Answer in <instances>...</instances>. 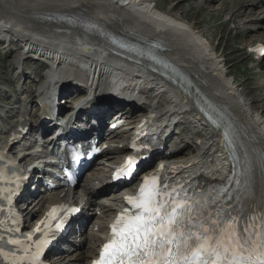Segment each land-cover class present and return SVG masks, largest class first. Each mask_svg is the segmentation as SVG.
I'll return each mask as SVG.
<instances>
[{"label": "bare ground", "instance_id": "bare-ground-1", "mask_svg": "<svg viewBox=\"0 0 264 264\" xmlns=\"http://www.w3.org/2000/svg\"><path fill=\"white\" fill-rule=\"evenodd\" d=\"M101 1L100 3H98V0H97V2L93 3L92 0H70V2L67 0V1H63V3L61 4H56V5L54 4L55 6H53V4L50 5L49 3L44 4L45 2L44 3L42 2L43 4H40L41 2L37 0V2L35 1V3H37L36 5L31 4V3L30 4L24 3L25 5L22 4L21 6L19 4H17V6H13V5L8 6L5 12L6 11H7L6 13L11 12V14H13L16 20H18L20 23L22 22L24 24V23L30 22L32 25H35L39 29L41 28L44 29V26H45L50 29L49 31H52L51 35L55 36L53 39L59 40L60 45H56L52 41L50 44L37 45L36 42L33 43L29 41L31 40V38H28L29 40L27 38H24V40L21 41V43H23L24 46L27 44V41L29 42V44H32L33 47H35L36 49L35 51L37 53H40L39 54L40 57H42L43 55H48L45 57L47 59H52V58H59V57H63L66 55H70L72 56L73 61H79L80 58L86 57L87 59H89L91 65H93L94 67L92 78H97L99 77V75L107 73L105 74L103 79L108 81L111 84L117 85V84H121V81L117 79L114 75H111L110 73L116 74V71H118L119 74L129 75L130 72L126 70L128 66L126 67V65H123V64H118V65L110 64L111 63L109 62L110 60L108 61L106 58L102 59V57L100 56L96 57L95 54L89 53L91 52V48H87L86 46H83V45H80L82 47H79L75 49L74 51L69 50L71 48L67 47L66 43H64L63 41L71 40L72 39L70 37L71 35H68L69 40L63 39L62 35L67 34L70 30L71 31L73 30L83 31V30L79 28L78 26L64 28L63 25L59 24V21H56V20H59L62 17H64V18H68L71 20H76L77 22H80L81 24H88V23L98 24L104 29V32L108 35L110 34L120 35L124 38L134 39L135 41H138V42L150 43L152 41H158L154 39L153 37V35H156L155 33L150 32V31L148 32V31L138 30L134 28L126 20L122 19V17H120L118 13L114 12L112 7L116 8L117 5L127 6V3L129 1L128 6L132 7L136 11L143 12L144 13L143 16L147 17L151 24L164 28L165 31H167V33L169 34V36L172 38L171 40L174 39L177 42V43L175 42L173 43L170 41L163 40L164 42H160V44L163 47H165L163 48L164 51L171 49L169 52H165V54L167 56H170L173 61L177 62V64H179V66H181L184 69V71L191 77V80H193V82L203 90L202 91L203 95L205 97H207V95L209 97H212L213 100L216 102V104H218L224 111L228 109L233 113L235 117H237V120H233V121H234L235 126L240 131L239 135L242 138V144L246 148L247 154L250 157V161L260 162L264 159L263 120H261L260 118L253 119V117H249L250 115L247 114L249 112H246L245 106L242 103L235 104V106L232 105L231 97L227 95V91L234 90L231 84L229 86L227 85L228 82L226 84L224 83V85H226L227 87L223 86L222 84H219L220 76L218 75L217 77L211 78L212 77L211 72L206 71V68L211 62V64H214V66L212 67L216 68L217 70L221 69V67H218L220 65L218 64L219 62L217 60H213L212 57L207 56L209 59L208 61L206 59L193 61L194 59L193 55L189 54V50L187 49V47H192V46L194 47V48H191L190 53H199V50L201 51L203 49L202 43L204 44V41H202V43L196 42L192 38V36L189 33H187L186 31L187 29L182 27L181 23H178L176 18L172 19L171 17H168L167 14H165L167 12L175 11L176 5L178 6V4L173 5L172 7L168 8L166 12L162 13L154 9L155 5L153 6L152 4L154 0H126L124 2H122L123 0H101ZM207 1L216 2V6L214 7H217L219 9H220V5L223 6L222 8H225L226 5L229 3V2L227 3L228 0H207ZM119 2H122V3H119ZM260 2L262 6L264 7V1L262 0H259L258 2H256V4L257 3L259 4ZM9 3H10V0H9ZM98 7H100V9L103 7L106 8L107 14L100 16L98 14V10H99ZM152 10L154 12H152ZM136 11H134V13H137ZM123 12H126V10L124 9ZM252 13H255L253 7L246 8L244 10V14L249 15ZM22 18H23V21H22ZM44 18H50V19H44ZM136 19L137 18L135 17L134 20ZM262 24H263L262 26H264L263 21H262ZM0 25L4 26L3 28L0 27L1 33L14 34V32H12L11 29H9L10 27H7L4 24H0ZM191 28H194L192 30H196L197 27L196 26L194 27L191 25L190 29ZM45 31L43 32V34L47 36ZM193 33L195 34L197 32L193 31ZM76 34L78 35V33H75L74 35ZM199 35H204V34L201 32V34ZM261 35H264V34H261ZM2 37H5L6 39ZM72 37L76 38L75 36H72ZM0 40H3L2 43L4 45L6 43L5 45L6 47L9 46L8 42L17 43V41L14 40V38L7 36V35H2ZM259 41H264V40L260 39ZM175 44L177 45V47H180L181 50L183 51V53L180 52L182 55L189 54L190 56H184L183 59L178 60L179 57L177 56V54L179 53L172 54L173 52L176 51ZM62 47L67 48V49H64ZM15 48H17V50H14L15 52L23 51V48L21 46H19L18 48V43L17 45L15 44ZM92 49H93L92 52L97 54L98 51L95 48H92ZM77 50H81L82 52H84L85 55L79 54L80 52H78ZM212 50L213 52L218 51L216 46L212 47ZM67 51H69V53H66ZM185 57L187 58L185 59ZM116 58H119V57H116ZM18 66H19V63H18ZM107 70L111 72H108ZM60 71L64 72L66 71V69L60 68ZM162 83L163 82L161 81L159 82L158 79H154L151 81V85H153V87L155 86L159 87V84L163 85ZM208 83H210L209 86H208ZM263 86L264 85H261V87ZM68 87L69 85L63 86L62 91L64 95H66L67 91L69 90L67 89ZM214 88H215V92L217 93V95H215L213 91ZM151 90L152 88L150 87L147 92H150ZM236 94H237V91H236ZM25 95H26V99L29 98L30 101H34V99L38 97V93L33 88L25 90ZM162 98H163V101H165V103L168 104V99L164 95V93H162ZM26 99L23 100L26 103V105H24L23 107H21L22 103L20 102V105L16 104L13 106V109H15L16 107V110L12 109L11 111H7L10 113V115L17 117L16 122L21 123L20 129L18 130V134L22 132L23 127L25 125L27 124L32 125V122L28 121V118H27L28 113L26 112L27 111L26 109H27V104L29 100L26 101ZM179 103L181 105L175 107V110L183 109L184 107L183 102H179ZM136 105L137 106H133L131 108L132 112L135 111L137 108H139V104H136ZM173 112L170 113V116L173 114ZM164 113L165 112H163V114ZM136 115L137 113L134 114V117ZM90 123L92 122L89 120L88 124ZM119 132L120 131L118 130L115 131L114 132L115 136L118 135ZM176 135H178L177 136L178 139L182 140L180 133H176ZM202 136L205 138L206 142H203L201 145L202 147L197 149V152H196L197 155L188 156L186 162H183V161L175 162L174 163L175 165L172 166V171L176 172L177 175L183 174L185 172H189L192 170V166H189L186 168L183 167L184 164H187L188 162L191 163L193 166H198V168L206 170L207 166L203 163L208 160H212V163L210 165V168L212 170V175H221L224 170L228 171L226 165H228L229 163L218 154L219 152H217V150H219L217 148V144H218L217 135L215 133H211L209 138H207L206 134H203ZM209 141H211L210 145L208 147H205ZM8 143H9L8 135H3L0 137V156L6 157L5 152L7 151ZM214 144H216L215 145L216 149L212 153V159H211V151L214 148ZM185 145L189 146L188 143H186ZM11 146L12 145H10V147ZM182 156L183 155L181 154L178 157H182ZM167 158H168L167 156H164L165 160ZM219 159L222 160L223 163L216 164V161ZM7 163L9 165L8 167V170H9L10 166L14 164L12 160H9ZM258 172L259 173L255 174V178L252 179V181L260 184V185H257V187H255V190L253 191V194L256 196L254 203L252 205V210L254 211V213H259L257 211H260L264 208V174L262 173L260 169H258ZM96 174H97V171L92 172L90 176L86 177V180L82 184H80L79 182L76 183L74 187V195L71 198L60 196L61 197L60 199L64 201H70L71 199L73 204H78L80 200L86 199L88 204H90V206H93V207L98 206L104 212L103 215L101 216L98 215V218L94 220L93 222H91V220L89 221V218H88L86 222L87 224L86 227L82 230L80 229V234L78 235L79 243L75 249V252L72 254L74 256L75 264H83V260L85 259L88 260L93 254H95L99 244L103 241L101 240L102 227L104 225L106 216L112 212L113 204L117 205V203L119 202L118 198L115 200H112L113 203L110 202L108 204L106 203L107 201L105 203L103 202L93 203L94 199H89V196H92L93 191L97 189V186H96L97 181L99 182L101 181V179L97 177ZM211 181L213 180H211L210 175L209 176L199 175L194 181V188H200L206 185L207 183H210ZM129 187L130 186H127L126 188H129ZM60 192H62V189L52 192L51 195H49V197L52 200L57 199L59 197ZM107 197L108 196H105L103 198H107ZM88 206H86L85 208H88ZM38 209H39L38 206H35V209H33V214H35ZM94 212H95L94 214H96L97 211L95 210ZM259 230H260L259 227H257L256 228L257 236L252 238L253 241L259 240L258 239ZM12 234L14 236H23L24 232L16 231V232H13ZM86 243H88V245H87L86 251H84L83 248ZM64 264H67V262L64 261Z\"/></svg>", "mask_w": 264, "mask_h": 264}, {"label": "snow or ice", "instance_id": "snow-or-ice-1", "mask_svg": "<svg viewBox=\"0 0 264 264\" xmlns=\"http://www.w3.org/2000/svg\"><path fill=\"white\" fill-rule=\"evenodd\" d=\"M136 163L134 157H128L123 175L129 176ZM164 187L156 177L146 178L137 196L126 197L135 211L126 210L118 216L111 225L114 238L103 245L101 259L93 264H264V223L260 225L259 243L254 244L248 232L251 228L252 237L257 236L255 222L245 221L240 228L243 216L219 205L226 193L217 199L198 198L185 192L183 186L170 192L162 191ZM60 207L54 206L47 213L57 221L56 229H61L67 219L57 215ZM49 242H36L31 257L34 262Z\"/></svg>", "mask_w": 264, "mask_h": 264}, {"label": "rangeland", "instance_id": "rangeland-1", "mask_svg": "<svg viewBox=\"0 0 264 264\" xmlns=\"http://www.w3.org/2000/svg\"><path fill=\"white\" fill-rule=\"evenodd\" d=\"M35 1L37 2V0H10L9 3V0H0V24H4L7 27H10L9 29L14 32V34H6L0 32V38L2 35L10 36L17 41L18 46H24L21 41H23L24 38L30 37L34 39L43 40L44 42H46L45 44L51 43L48 37H50L52 31H49L50 29L48 27L44 26V29L46 30L45 31L42 28H37L30 22L24 24L22 22L20 23L18 20H16L13 14H11V12H5L8 6H17V4L21 6L24 3H31L36 5L37 3H35ZM38 1L41 2L40 4H43L45 2L44 4L49 3L50 5L53 4V6H55L56 4H61L63 3V1L67 0ZM68 1L70 2V0ZM95 1L97 2V0ZM100 1L101 0H98V3H100ZM227 3L228 4L225 8H222L223 6L220 5L219 9L217 7H214L216 6V2L214 1L211 2L207 0H158L156 1V6L160 8L159 12L163 13L166 12L168 8L172 7L175 4H178V6L176 5L175 11H171V13L167 12L165 14H167L168 17H171L172 19L176 18L178 23H181L182 27L187 29V33H189L196 42L202 43V41H204V44L202 43V50L204 53L205 51H207L208 53H205V55L212 57L213 60H217L219 62L218 64L220 65L218 67H221L222 72H225L222 77H219L223 81L222 83L226 84L228 82L227 85L229 86L231 84V86L236 89L239 98L245 103L244 106L246 105L245 109L246 112H249L247 113L248 115H250L249 117H253V119L260 118L261 120H263L264 125V86L261 87V85H264V56L261 59L254 60L246 49V46L249 43L260 39L264 40V35H261L264 34V26H262V21L264 22V7L261 3H252V1L249 0H228ZM250 7L254 8L255 13L249 15L244 14V10ZM152 12L154 11L152 10ZM229 17L231 19L227 21ZM191 25L194 27L196 26V30H192L194 28L190 29ZM0 27L3 28L4 26L0 25ZM43 30L45 31L47 36L43 34ZM193 31L197 33L194 34ZM201 32L204 35H199L201 34ZM76 35L73 36L76 37ZM70 37L72 38L76 47L79 46L78 41H83L79 34L76 38H73L72 35ZM2 38L6 39L5 37ZM54 40L56 41H53V43H55L56 45H60L59 40ZM17 43L12 42L11 44L15 46V44L17 45ZM2 45L5 49H9V52L8 55H4L1 51L2 47L0 44V86H3V88L0 87L2 88L0 91V100L1 102H5L6 99L10 100L15 97L17 102L23 103V100L26 99L25 90L32 88L34 89V87L37 85V83L35 82V76L38 74L36 69L37 64L32 63L30 61L27 65L29 69L27 74H31L32 72H34V79H31V76H28L27 80H24L19 89H16L14 84L13 91L17 96H13L10 93H7L8 91L4 89V81H11L10 83H12V76L9 75L8 72L9 70L14 69V59L16 61V55L20 51H16V53L14 50H17V48H10V44L8 47L5 46L6 43L5 45L2 43ZM214 46L217 47V52H213L212 47ZM191 48L194 47L192 46ZM82 55L85 54L82 53ZM84 59H86L87 61L89 60L86 57H84ZM223 59H227L226 64H222L221 61ZM42 73L43 72H41L40 74ZM233 75L237 76V83L235 84L233 81ZM239 84H241V86H239ZM20 89L22 91H20ZM26 101L28 100L26 99ZM139 108L141 109L142 106ZM139 108H137L136 110H138ZM13 110H16V108ZM27 110L30 113L33 112L32 107H30V105H28ZM136 110L133 112H136ZM7 111L6 114L8 115V117L11 116L10 118L14 119V116L10 115V113ZM9 120L10 119H8V121ZM183 123L184 124L181 125L185 130L182 132L183 134H188L189 131L192 129H198L195 124L193 125L188 121H185ZM189 142L191 144L193 143L192 140H190ZM177 153V155H181L180 151ZM87 176L88 174L81 179L80 184H82L86 180ZM97 218L98 215L93 216L94 220H96ZM94 220H91V222H93ZM87 245L88 243L85 244L83 248L84 251H86ZM85 261L86 259L83 260V262Z\"/></svg>", "mask_w": 264, "mask_h": 264}, {"label": "water", "instance_id": "water-1", "mask_svg": "<svg viewBox=\"0 0 264 264\" xmlns=\"http://www.w3.org/2000/svg\"><path fill=\"white\" fill-rule=\"evenodd\" d=\"M44 19H50V18H44ZM55 20V19H54Z\"/></svg>", "mask_w": 264, "mask_h": 264}]
</instances>
